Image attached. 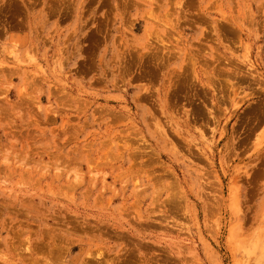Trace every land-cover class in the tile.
I'll list each match as a JSON object with an SVG mask.
<instances>
[{
    "label": "rangeland",
    "instance_id": "1",
    "mask_svg": "<svg viewBox=\"0 0 264 264\" xmlns=\"http://www.w3.org/2000/svg\"><path fill=\"white\" fill-rule=\"evenodd\" d=\"M35 263L264 264V0H0V264Z\"/></svg>",
    "mask_w": 264,
    "mask_h": 264
},
{
    "label": "bare ground",
    "instance_id": "2",
    "mask_svg": "<svg viewBox=\"0 0 264 264\" xmlns=\"http://www.w3.org/2000/svg\"><path fill=\"white\" fill-rule=\"evenodd\" d=\"M36 261V260H35ZM37 262V261H36ZM35 264H37V263H35Z\"/></svg>",
    "mask_w": 264,
    "mask_h": 264
}]
</instances>
